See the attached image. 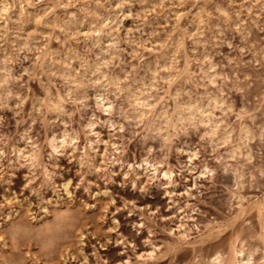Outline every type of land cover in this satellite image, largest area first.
Masks as SVG:
<instances>
[{
  "label": "rangeland",
  "instance_id": "rangeland-1",
  "mask_svg": "<svg viewBox=\"0 0 264 264\" xmlns=\"http://www.w3.org/2000/svg\"><path fill=\"white\" fill-rule=\"evenodd\" d=\"M20 1L0 0V263L204 264L238 238L256 248L247 264H264V211L256 209L264 196V0ZM14 2L37 14L30 41L24 32L28 46L2 35L1 8ZM74 19L75 29L58 27ZM92 27L112 46L97 42ZM162 52L174 58L169 82ZM49 54L55 64L45 65ZM97 64L123 89L108 93L106 111L96 98L104 88L88 73ZM54 68L73 69L80 86ZM126 88L149 103V119L173 117L175 101L218 99L216 134L188 123L151 129L135 118ZM243 128L251 139L241 144ZM63 134L72 145L52 151L49 139ZM18 150L35 162L17 159ZM142 159L169 171V182L127 171ZM63 215L66 235L43 249L44 225ZM13 227L34 240L13 244Z\"/></svg>",
  "mask_w": 264,
  "mask_h": 264
},
{
  "label": "bare ground",
  "instance_id": "bare-ground-1",
  "mask_svg": "<svg viewBox=\"0 0 264 264\" xmlns=\"http://www.w3.org/2000/svg\"><path fill=\"white\" fill-rule=\"evenodd\" d=\"M24 1H27V0H24ZM24 1L22 0V1H20V3L23 2V4H24L25 3ZM18 2H17V4H16V2H14V4L12 6H10L12 8L11 10L6 5L3 6V8H1V16L4 17V19H3V23H4V32L3 33L4 34H2V35H3L4 39H6V41H7V38L8 39L10 38V36H14L13 41L17 42L16 44L18 46H20V47L24 46V45L28 46L27 42L30 41V37L28 35H30L32 33L26 34L27 32H25V31H27V25L31 22L32 18L35 19L37 14L34 12V10L32 11L30 9V7L28 6L27 3H29V2L26 3L27 8H24L23 6H21L22 4H20L18 6V4H19ZM32 14H35L36 16L34 17ZM38 17L36 19H40ZM87 18H89V17H87ZM196 18H200V16H197ZM101 20H102V23H101L102 25H107L108 21H109V18L104 16V17L101 18ZM44 21H46V20H44ZM54 21H56V19ZM32 22H34V20H32ZM37 22H39V21H37ZM76 22L77 21H75V19H74V21H69V22H65V23H62V24L60 23V25H58V27L63 29L65 32H68L70 30L75 29ZM89 23H91V22H89ZM52 24H54V23H52ZM31 25H32V23H31ZM42 25H44V24H42ZM47 25H49V24H47ZM47 25L45 24L44 27H49ZM29 26H28V28H29ZM52 27H53V25H52ZM82 27H84V25ZM90 30L92 31V33H94V34L97 33L98 34L97 42H100L102 40V38H104L105 42H106V45L108 47L112 46L113 40L111 38L103 37V33H102L101 29L92 27V28H90ZM24 32L29 37V41H25L26 39L24 38ZM85 32H87V31H85ZM66 34H68V33H66ZM175 42L177 43V41H175ZM169 44H170V42H169ZM176 45L177 44H175V46ZM172 46H174V45L172 44ZM172 46H169V50H170V47L172 48ZM175 46L173 48H176ZM179 47H180V45H179ZM100 50H101V52L104 51V49L102 47L100 48ZM169 50H167V51H169ZM167 51H165L164 53H166ZM176 51H177V49H176ZM173 52H175L174 49H173ZM161 54L162 55L159 56V57L162 58V61L160 60L162 62L161 66H162V68L164 70L167 71L166 74L163 76L164 78L163 77L162 78L167 80L166 82H169L170 79H171L170 78V76H171L170 69L174 67V65L172 63L173 62V60H172L173 56L170 55L172 57L171 58L169 56V54H168V56H167V54L163 55V52ZM51 56L52 55L49 54V56L47 58H43V59H45V62H44L45 65H46V63L48 64V62L51 63V64H55L54 63L55 60ZM99 60H100L99 65L100 64H103V65L107 64L106 57H102ZM172 65H173V67H172ZM44 68H46V67H44ZM51 68H53V67L51 66ZM56 68L51 69V73L50 74L57 72L56 74L60 75L63 80H66L68 82V84L70 83V85L72 84L74 88H77L79 83L77 82V79H76V75H75L76 73H73L74 71H71L73 69L67 68V70L64 71V73H63V71L60 68H59L60 71H59V69H56ZM185 70L187 72V69H185ZM155 72H156V69H155L154 73ZM172 72H173V70H172ZM88 73L90 75H92V79H93V84L92 85H94L97 88H104V90H102L103 92H98L97 93L96 98L98 100L97 101L98 106L106 111V109L111 106V103H110L109 97H108L109 96L108 93L112 92L115 95H118L119 93L123 92V89L118 84V82L108 80L105 77V75H103L101 72H99L98 64L95 65L94 68L93 67L89 68L88 69ZM182 73H184V71ZM176 74H178V73H176ZM172 75H174V72L172 73ZM174 77L175 76H173V78ZM172 80H174V79H172ZM0 83H1V80H0ZM124 92H125V96H126V99L128 100V102L135 107V109H134L135 110V114H136L135 118H137L139 121H142V120H144L146 118L148 123L150 124L151 129L153 128L154 130H158L159 131L161 129V127H162V126L160 127V125H162V124H164L166 128H174V127L176 128L177 126H179V124L183 125L185 123H188L191 126H195L196 124H200V125H202V126H204L206 128H209V130H210L209 133L211 135H215L216 134V131H215L216 130V124H213L212 121H211L212 120L211 116L213 115V110L217 109V108H220V104H221V102L218 101V99H216V98L207 99L206 103L195 104V103L191 102V103H188V104L183 105V106L179 105L175 101L174 102L175 105H174V108H173V113H174L173 117L170 118L169 116H167V114L165 115L166 112H162L161 114H158L157 117L152 115V116H154L155 119H152V118L149 119L148 118L149 117L148 113H150L151 109H150L149 103L146 102V100H144L145 98L143 99L142 96H140V95H138L136 93H133L131 91V89H129V88L124 89ZM152 116H150V117H152ZM156 118L159 121L156 120ZM262 128L263 129H262L261 132L264 133V127H262ZM164 130H167V129H164ZM241 131L242 132L239 134V137H238L239 140L238 141H240L241 144H244L245 141L251 139V137H250L251 135H249V131L246 130V128L245 129L243 128V130L241 129ZM160 134H162V133H160ZM260 135H261V133H260ZM73 140H74V138L68 137V135L63 134V135L59 136V138H54V137L50 138L48 143H49L50 149L52 151L56 152L59 148H64L66 146L72 145V141ZM229 140H230V136L226 135L224 137V139H223V142L227 143V142H229ZM237 149L239 150L238 146L236 147V149L234 148V150H237ZM239 152L240 151H238V153ZM17 154H18L17 155V159H19V160L21 159V160L24 161V163H27L29 165L33 164L35 162V160H36L35 156L32 157V155H30V154L24 155L20 150H18ZM127 171H131L135 176H137L136 179H139L140 176H145V177L151 176V177H155L158 182L164 181V183L165 182L168 183L169 180L171 179V176H170L171 174H170L169 171L160 170L156 166L155 163H153V162H151V161H149L147 159H142L137 164L136 168L134 167L133 164H128ZM63 188H64L65 191H67L68 184H64ZM256 209L258 210L259 214H261V211H264V196L256 204ZM175 211H177V210H175ZM65 216L66 215H63L61 217L62 220H60L59 222L53 223L52 226H49V224H50L49 222H48L49 223L48 225H46V224L44 225V226L47 227V228L43 227V228H45L47 230V231L45 230V232H49V233L47 235H45V233H43V235H45V236L42 237L40 235L41 237H39V236L37 237V238H39V240H40L39 242H40V244H41L43 249L47 250L48 247H50V246L52 247L53 243L55 244L56 241L61 240L64 237V234L66 233V231L63 230V228L66 225ZM67 216H69V215H67ZM52 222H54V220ZM13 226H15V225H13ZM13 228L14 229L12 230V233L11 234L9 233L10 235H12L10 237H12V239L14 241V242H12L13 244L16 243V241L14 240L15 238H17V240H18V236L23 238V239H21L22 241L29 240V238L31 237V235H30L31 231H28L27 229H22L21 227H13ZM43 232H44V229H43ZM35 234L39 235V233H35ZM235 238H237V237H235ZM32 239L34 240V238H32ZM81 239H82V234H80V237H79V242L80 243H81ZM237 239L232 242V244L230 245V248L227 250V252L224 249H222V248L221 249L215 248V249L211 250L207 254V257L204 259V264H247L249 261H251L253 259L254 251L256 250V248L253 251L249 247L248 248L246 247V245H245L246 243L245 244L243 243L244 241L243 242L242 241H238L237 242ZM19 242H21V241H19ZM19 245H21V244L18 243V246ZM28 245L31 246L30 244H28ZM18 246H14L13 245V247H15L16 249L19 248ZM250 246H251V244H250ZM251 247L253 248L254 246H251ZM47 251H50V249L47 250ZM51 253H52V251H51ZM42 254H44L43 250H42ZM16 257H13V258H16ZM18 257H19V255H18ZM1 258H3V257H1ZM7 259H9V260L8 261L6 260L5 262L1 261L0 264H17V263L20 264V262H16L14 259L13 260H11L10 258H7ZM19 259H20V257H19ZM19 259L17 261H19ZM22 261L23 260H21V264L23 263ZM195 264H199V263L196 262Z\"/></svg>",
  "mask_w": 264,
  "mask_h": 264
}]
</instances>
